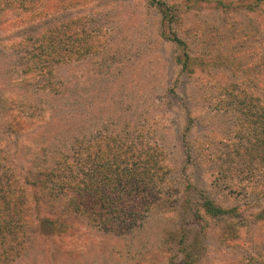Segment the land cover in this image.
Listing matches in <instances>:
<instances>
[{"label":"rangeland","instance_id":"1","mask_svg":"<svg viewBox=\"0 0 264 264\" xmlns=\"http://www.w3.org/2000/svg\"><path fill=\"white\" fill-rule=\"evenodd\" d=\"M149 1L89 0L41 17L40 5L27 12L0 0V179L65 163L91 179L96 159L88 147L108 139L109 148H156L161 177L148 193L156 197L150 208L124 230L102 231L63 204L41 202L39 212L68 220L72 234L30 230L11 246L8 264H180V239L191 245L194 264H264V220L257 218L264 212V165L253 152L244 155L249 132L239 131L232 115L239 92H264L256 83L244 87L223 67L182 70ZM161 1L177 10L170 28L189 56L225 54L236 37L241 65L257 58L264 27L258 12L243 9L248 0L227 10L214 0L195 7L193 0ZM68 31L89 36L83 45L91 52L46 73H24L33 62L30 48L47 33L64 41ZM204 199L227 212L204 214Z\"/></svg>","mask_w":264,"mask_h":264},{"label":"trees","instance_id":"2","mask_svg":"<svg viewBox=\"0 0 264 264\" xmlns=\"http://www.w3.org/2000/svg\"><path fill=\"white\" fill-rule=\"evenodd\" d=\"M5 7H20L27 12L36 9L40 5L41 17L48 16L58 7L82 6L89 0H1ZM202 0H193L191 5L197 6ZM209 1V0H203ZM238 0H214L221 10L234 9ZM246 1V0H242ZM37 3V4H36ZM39 3V4H38ZM42 5V8H41ZM149 5L154 7L160 18L163 31L159 35L177 50L174 62L189 74L194 63L206 64L205 67L226 68L232 77L240 75V84L246 88H254L256 83L264 92V35L261 36L257 58L243 66L238 53L243 49L240 40L233 37L231 49L223 53H211L207 56H189L185 44L179 40L172 27L176 21V9L161 0H150ZM191 6V7H192ZM264 0H248L243 3V9L249 13H257L264 27ZM261 11H263L261 13ZM264 30V29H263ZM262 30V32H264ZM48 39L43 37L42 45H34L27 57L33 62L24 73L31 71L49 72V69L57 64H69L80 60L91 52L90 46L83 45L87 35L68 31L64 34V41H54L47 33ZM87 42V41H86ZM89 45V44H88ZM91 45V44H90ZM261 51V53H260ZM248 81L247 83H245ZM232 87V86H231ZM239 87V86H236ZM236 90H238L236 88ZM239 100L232 105L234 120L237 121L239 131H247L250 136L246 140L247 146L244 155L251 154L264 165V97L244 94L239 92ZM232 97V96H231ZM237 96H235L236 98ZM229 102H223L221 107L226 109ZM228 110V109H226ZM100 138L99 141H102ZM112 140H107L100 146L95 142L89 150L93 152L88 158L94 162V175L86 178L82 168L53 165L34 176H23L20 180L0 179V264H8L13 259L11 246L20 237L30 230H35L40 235L51 234L71 235L74 225L68 220L56 214H41L38 205L50 200L57 207H65L67 214H73L78 220H83L88 225L105 232L124 230L131 223L143 216L152 205L155 196H150L151 187L155 181H160L157 171V150L149 145L130 142L123 149H116L114 145L109 148ZM101 143V142H100ZM99 146L97 148L96 146ZM87 148V149H88ZM81 151V150H80ZM78 150V153L80 152ZM78 165V164H76ZM78 167H80L78 165ZM264 172V170H263ZM26 188L32 192L26 194ZM152 193V192H151ZM164 195V194H163ZM48 203V202H46ZM50 203V202H49ZM200 209L204 214L216 217L227 212L216 206L210 199H204L200 203ZM57 215V216H53ZM259 220H264V212L257 215ZM76 230V229H75ZM74 230V231H75ZM181 245L182 257L180 264H194L191 245Z\"/></svg>","mask_w":264,"mask_h":264}]
</instances>
